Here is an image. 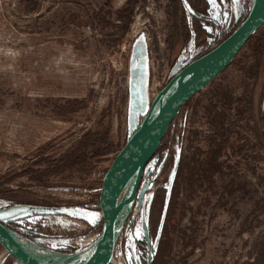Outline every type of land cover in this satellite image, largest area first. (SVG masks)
<instances>
[{"label":"rangeland","instance_id":"obj_1","mask_svg":"<svg viewBox=\"0 0 264 264\" xmlns=\"http://www.w3.org/2000/svg\"><path fill=\"white\" fill-rule=\"evenodd\" d=\"M251 4L0 0V219L35 258L94 248L113 158L158 92ZM85 133L100 154L62 169ZM223 133L220 169L200 172ZM124 212L111 264H264V25L180 110ZM0 264H18L1 244Z\"/></svg>","mask_w":264,"mask_h":264},{"label":"water","instance_id":"obj_2","mask_svg":"<svg viewBox=\"0 0 264 264\" xmlns=\"http://www.w3.org/2000/svg\"><path fill=\"white\" fill-rule=\"evenodd\" d=\"M263 25L264 0H252L246 17L227 37L209 51L190 61L154 97L144 119L115 155L103 177L99 193L103 218L102 234L93 252L83 264L113 263L118 240L119 217L125 210L133 207L146 167L157 153L180 110L226 70L248 40ZM177 81L179 83L165 98ZM134 172L136 177L132 194L126 203H122L121 195L124 187ZM0 244L18 264H44L20 243L18 236L2 219H0Z\"/></svg>","mask_w":264,"mask_h":264},{"label":"trees","instance_id":"obj_3","mask_svg":"<svg viewBox=\"0 0 264 264\" xmlns=\"http://www.w3.org/2000/svg\"><path fill=\"white\" fill-rule=\"evenodd\" d=\"M244 17H246V14L242 17V19H244ZM224 38L225 37H222L221 40L224 39ZM188 102L186 104H188ZM186 104L184 106H186ZM173 123H172V125H173ZM222 127H223V125H222ZM88 135H89V133H85V134L82 135V137L80 138V141L76 144L77 146L74 147V149H76V150L78 148V153L79 154H76L73 157L72 156V153L70 152L69 155H68L67 160L66 161H63V163H62L63 164L62 169H65L67 165H70L71 166L73 164L83 163L85 161V159L88 157V152H89L88 150L89 149H92L93 150V153L95 154V156H97V155L100 154V153L98 154V151H99L98 146L100 144L98 143L97 139L91 138V136L89 137ZM224 137L225 136H224V133H223L222 134V137L220 138V140L217 143L214 144L212 142L213 143V145H212V147H213L212 152L210 154L208 152L209 156L206 158V160H207L208 163L207 162H204V161H202L201 163L199 162V166H201V167L204 166L203 168H205V166L209 165V167H208V169L205 168V169L199 170L200 172L203 171L205 173V171H206V173H207L208 171H210L211 173H213L214 170L220 169L218 167L219 166V164H218V157H219L220 153L222 152V149H224V146H225V139H224ZM47 168H49V167H47ZM209 168H211V169H209ZM48 172H50L49 169H48ZM173 198H174V196L171 197L170 203L173 201ZM168 209H169V207H168ZM12 231L15 233L14 230H12Z\"/></svg>","mask_w":264,"mask_h":264},{"label":"bare ground","instance_id":"obj_4","mask_svg":"<svg viewBox=\"0 0 264 264\" xmlns=\"http://www.w3.org/2000/svg\"><path fill=\"white\" fill-rule=\"evenodd\" d=\"M181 80V79H180ZM179 80V81H180ZM179 81H177L174 86L170 89V91L167 93V95L165 96V98L174 90V88L176 87V85L179 83ZM164 98V99H165ZM135 177H136V172H134L130 178L128 179L125 187H124V190H125V193L122 195H124L123 199L121 200L122 203H126L131 194H132V191H133V185H134V180H135ZM123 190V192H124ZM121 195V196H122ZM125 219V212H123L120 217H119V221H118V234H119V229H120V226L122 225L123 221ZM19 240H20V243L27 248L28 251H33L30 249V241L28 240H24L22 238L19 237ZM32 248V247H31ZM38 249V248H37ZM93 248L87 252H84V253H79V254H73L71 255L69 258H67L66 260L62 261V262H55L53 264H83L90 256V254L93 252ZM36 251V250H35ZM7 252V251H6ZM45 253V252H44ZM48 253V252H46ZM50 255V254H48ZM47 254H43V256H36V258L39 260V261H44V258H47L48 256ZM54 256V255H53Z\"/></svg>","mask_w":264,"mask_h":264}]
</instances>
